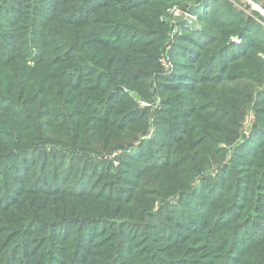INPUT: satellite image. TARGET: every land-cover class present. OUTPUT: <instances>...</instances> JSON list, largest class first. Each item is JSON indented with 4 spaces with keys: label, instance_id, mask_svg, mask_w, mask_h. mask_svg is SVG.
<instances>
[{
    "label": "trees",
    "instance_id": "obj_1",
    "mask_svg": "<svg viewBox=\"0 0 264 264\" xmlns=\"http://www.w3.org/2000/svg\"><path fill=\"white\" fill-rule=\"evenodd\" d=\"M187 1L203 3L199 20L204 28L183 35L180 42L187 46L174 48L179 57L174 74L159 78L178 94L165 105L170 117L159 120L158 114L157 138L125 156L129 162L124 163L125 169L100 174L111 179L130 175L135 179L131 190L144 187L143 194L147 187L151 194H159L157 189L162 192L166 185L170 194H185L192 174L204 170L205 156L223 161L216 144L228 145L238 139L244 103L262 121L264 62L257 53L264 49V40L254 35L264 37V32H252L256 28L264 31L262 26L252 18L244 23L238 17L243 14L226 0H0V194L7 207L0 203V264H114V257H125L130 263L131 248H126L122 222L140 217L135 214V198L122 200L102 191L77 192L73 187L67 193L61 188L81 183L79 176L91 166L81 157L130 148L135 142L126 141H135L133 135L145 131L146 123L145 129L141 125L146 113L135 110L128 96L113 90L120 91L119 85L124 83L134 90L137 74L144 82L139 73L149 75L157 66L159 44L165 37L160 17L168 7ZM97 19L108 30L99 32L94 26ZM231 36H239L243 45L231 44ZM246 110L245 106L243 112ZM168 120L174 122L167 125ZM44 146L54 151L50 153ZM60 148L83 156L75 159L55 152ZM145 148L147 154L142 152ZM152 148L162 153L160 160L148 159L154 154ZM241 149L236 165L250 173L246 183L264 182V134ZM49 162L52 170L45 172ZM57 163H66V170L56 168ZM231 172L236 173L219 169L218 181L213 182L219 191L216 197L207 196L212 194L210 185L206 194L201 190L207 207L202 214L193 211L199 214V222L191 229L185 226L177 229H185L184 234L168 235L163 262L148 256L153 250L149 247L136 253L135 263L264 264V226L257 220L240 221L242 207L241 216L235 218L233 210V217L224 220L222 209ZM175 173L173 187L159 179ZM37 175L56 180L62 175L63 186L52 193L25 189L28 183L35 184ZM16 186L23 190L8 188ZM242 187L243 204L250 188ZM7 191L26 194L28 205L15 217L19 220L10 212L14 205H10ZM67 199L76 200L77 206L68 205ZM256 208H248L247 216L253 217ZM49 222L61 225L57 228ZM112 222L111 237L93 227ZM81 230L90 231V237L81 236ZM6 231L20 236L11 247L4 245ZM83 243L88 247L84 255ZM107 251H112L109 258Z\"/></svg>",
    "mask_w": 264,
    "mask_h": 264
},
{
    "label": "rangeland",
    "instance_id": "obj_2",
    "mask_svg": "<svg viewBox=\"0 0 264 264\" xmlns=\"http://www.w3.org/2000/svg\"><path fill=\"white\" fill-rule=\"evenodd\" d=\"M257 5H263L260 2H257L256 0H252ZM198 2H192L187 1L182 3V6L179 5H172L168 7L164 14L160 17V20L162 23H164L165 28V37L163 38L162 43H160V49L157 53V59L156 64L157 66L150 71L149 75L146 73H139L143 75V81L139 79V75L137 74V69H135V89H131L127 84H121L119 85V90H113L114 94H117V92H120L123 96H128L133 101V106L135 110H138L139 112L143 111L146 113V118L144 119L142 123V127L145 129V123H146V129L145 131L140 134V132L133 135L135 137V141L129 139V141L126 142H135V145L133 144L130 148L127 149H118L113 148L106 152L100 153L98 155L92 154L93 157L90 155H87L88 158L81 157L83 162H87L91 164V166L84 170L81 177L79 176V182H81L78 186L74 185V183H70L66 187H62L61 191L69 193V188L73 187L76 188L77 192H81L86 190L87 192H95L98 193L99 191H102L105 196L111 195L113 198H121L122 200H127L129 197L135 198V208H137L135 214L139 215L140 217L131 221V222H122L123 225H125V236H126V248H131V252L129 254L130 263L125 258H119L114 257V264H136L135 263V255L138 251L146 252L148 248H152V252L150 257H156L158 262L164 261L163 256V250L166 248L168 242V235H181L184 234L186 231L184 230H177L181 229L182 227H189L192 228V225L197 223L199 219V214L194 213L193 211L199 210L200 214L203 213L205 208L207 207L208 203L203 197L202 194H200L201 190L204 188V194H206L210 186L213 187L212 194H208L207 196L210 197H216L219 195L218 189H214L213 182L218 181V177L220 173H218L220 168H227V169H234L235 172H231L227 176V188L228 192L226 194L225 201L223 203V213L225 214V219L228 220L230 217H233L231 213H233V210L236 212L234 213V217L238 218L241 216V207L242 211L244 212L243 217L240 221H250L251 223L257 220L260 224V226H264V182H260L258 184V180L255 185L246 183L250 179V173L247 171V169L238 167L236 164L238 162V159L241 158V155L243 153V150L241 149L242 146L249 144L253 141V139L258 136H262L264 134V117H261V122L257 121L256 115L254 110L251 108L250 105L247 103H244L241 105V111L239 112V116H243V120L241 123V128L239 131L238 139H234L232 143L225 144L224 142L217 143L216 144V151L217 154H223L224 159L223 161H216L213 159H209L210 155L205 156V163L206 166L204 167V170L200 171L199 173H193L192 174V184L190 188H186L185 194H170V187L168 185L165 186L164 190L161 192L160 189H157V192L159 194H151L149 187H147L144 191V194L142 191L144 190V187H139L138 189L131 190V185L134 183L135 179L134 177L130 175H118L121 179L127 178V181H122L121 179H111L107 177L100 176L101 173L105 174H115L118 172L116 168H120L119 170L125 169L124 163L128 162V160L125 159V156L128 155H134L137 151H141L142 147L140 146L152 142L154 137L157 138L155 135L158 132L157 131V117L159 114V120L162 118V116L169 118L168 111L165 110L167 106L171 104V99L175 98L178 94L173 92L170 87H168L165 82L162 81L159 78L171 76L174 74L175 68L179 62V57L176 56L177 54L174 53V48H182L186 47V43L180 42V40H183L184 34H189V32H201V28H204V24L201 20H199V13L202 14L203 12V3L199 2L200 4H197ZM230 3L235 9H237V6L231 2ZM229 10L233 11L231 7L225 6ZM173 8L178 9L181 13L174 15V13H171L170 10ZM238 10V9H237ZM240 11V10H238ZM215 12V11H214ZM241 12V11H240ZM242 13V12H241ZM183 14L186 18H190L191 16L194 17V19H184ZM208 15L211 14V11L207 13ZM215 14V13H214ZM243 14V13H242ZM245 16V17H244ZM213 17V16H212ZM244 23L248 24V21L251 22V17L246 16L243 14V16H238ZM95 28L98 29L99 32L103 30H108V25L102 23L99 19L95 22ZM263 28V27H262ZM264 29V28H263ZM258 30V31H257ZM252 32H264L262 29L259 28L254 29ZM254 36H257V40H264V37L262 35L255 34ZM231 44L236 45V47L240 48L242 43V39L239 36H231V39L229 40ZM182 43V44H181ZM182 46V47H180ZM257 55L263 60L264 62V49L258 51ZM144 67H141V70H143ZM178 75V73H176ZM171 84V83H168ZM120 99V97H117ZM116 99V97H115ZM114 102V98L111 100V103ZM105 103L103 107L106 105ZM246 106L247 110L244 111V107ZM243 112V113H242ZM234 116H238V112L233 113ZM142 114V112H141ZM232 117L233 115H229V117ZM174 121L168 120L166 123H173ZM162 124V122L160 121ZM159 125V128L163 127V125ZM158 126V125H157ZM140 134V135H139ZM232 138V135H231ZM126 147V146H125ZM44 149L48 148L50 150V153H52L54 150L52 147H43ZM124 148V147H123ZM154 154L150 156L151 160H159L162 157V153L157 151V149L152 148L151 149ZM55 152H58L59 154H66L70 157L77 158L78 156H83L80 153L77 152H69L64 149H57ZM142 152H148V150L145 148ZM120 158V161H119ZM209 159V160H206ZM158 160V161H159ZM28 162V161H27ZM83 162H81L79 170L82 172L84 169ZM121 162V165H120ZM123 162V165H122ZM160 162V161H159ZM159 162H156L157 164ZM129 163V162H128ZM92 166L96 167L93 171ZM133 166V165H132ZM56 168H60L62 171L66 170L67 164L64 163L62 166L60 164H56ZM52 165L51 162H49V165L45 168V172H51ZM39 170L34 171L35 174H38ZM25 173L23 172L22 176ZM51 175V174H49ZM178 173L159 177L160 181L169 184L171 187H173V180L176 178ZM38 178L35 181V184L33 185V181L31 183H28L25 185V189H28L29 191L33 192H40L43 191H49L54 192L59 187L63 186L62 184V175L59 176V179H52L44 178L40 175H37ZM56 180V181H55ZM95 181V183H94ZM50 182H53L54 185H50ZM10 184V182H9ZM93 184L91 188L90 185ZM207 185H210L207 187ZM242 186H248L250 188V194L248 196V199H246L242 204L243 199V188ZM11 188H20L17 189L18 191L23 190L20 186L16 187H8ZM14 189H11V191ZM183 190V192H184ZM214 190V191H213ZM119 191V193H118ZM166 192H169L166 194ZM114 193V194H112ZM5 194L10 195L9 201L10 205H14L10 212H14L13 217L14 220L15 217L20 214L22 210L25 209V207L28 205V202L25 199L26 194H14L9 193V191L5 192ZM246 194V193H245ZM2 194H0V203L5 207V202L1 199ZM49 200V198H48ZM68 205H71L72 207L77 206L76 200H69ZM231 202V203H230ZM230 203V204H229ZM239 204V207L233 208V206ZM9 205V206H10ZM253 206L255 209V214L253 217L247 216V210ZM221 210V211H222ZM219 211V212H221ZM218 212V213H219ZM217 213V214H218ZM249 214H252V211L249 212ZM217 217L214 219L216 220ZM43 221V219H41ZM214 220H212V223H214ZM122 220H119L121 222ZM238 221V220H237ZM45 222V221H44ZM199 222V221H198ZM239 223V221H238ZM57 224V228L61 225V223H55V222H49L50 226H54ZM240 224V223H239ZM97 225L93 226L97 233L101 232L106 237H111L113 235V230H115L114 223H109L105 227H97ZM63 227V226H62ZM1 229V228H0ZM7 229V228H6ZM81 236L83 234L89 238L91 232L86 230H81ZM14 236V239L12 238ZM99 235V234H98ZM101 235V236H103ZM11 236V237H10ZM5 241L4 245L11 247L13 244H15L19 239L20 236L18 234H14V232L6 231L4 235H2ZM33 243V242H32ZM83 251L81 252L82 255H84V252L88 251V247L85 243L82 245ZM155 248V250H154ZM112 254V251H107L108 258ZM148 258V257H147ZM153 262V261H150ZM150 262H145L143 260L140 264H149ZM109 264V263H105Z\"/></svg>",
    "mask_w": 264,
    "mask_h": 264
},
{
    "label": "built area",
    "instance_id": "obj_3",
    "mask_svg": "<svg viewBox=\"0 0 264 264\" xmlns=\"http://www.w3.org/2000/svg\"><path fill=\"white\" fill-rule=\"evenodd\" d=\"M237 6V9L240 10L246 16H250L256 23L261 25L264 28V5H257L252 0H226ZM171 13H174L175 16L181 12L173 8L170 10ZM177 15H176V14ZM184 19H194L193 16L186 18L183 14Z\"/></svg>",
    "mask_w": 264,
    "mask_h": 264
},
{
    "label": "crops",
    "instance_id": "obj_4",
    "mask_svg": "<svg viewBox=\"0 0 264 264\" xmlns=\"http://www.w3.org/2000/svg\"><path fill=\"white\" fill-rule=\"evenodd\" d=\"M257 2H260L261 4L264 5V0H256Z\"/></svg>",
    "mask_w": 264,
    "mask_h": 264
}]
</instances>
